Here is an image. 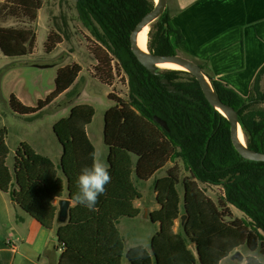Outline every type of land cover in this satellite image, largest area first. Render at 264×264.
Masks as SVG:
<instances>
[{
    "label": "trees",
    "instance_id": "1",
    "mask_svg": "<svg viewBox=\"0 0 264 264\" xmlns=\"http://www.w3.org/2000/svg\"><path fill=\"white\" fill-rule=\"evenodd\" d=\"M42 5V0H5L2 8L10 11L8 16H22L32 24ZM155 7L156 0H76L79 18L104 50V56L97 57L108 68L102 74L110 75L115 61L128 84V99L108 95L115 101L104 115L112 179L95 210L75 204L69 219L59 222L54 203L65 191L72 200L78 191V174L91 166L96 153L87 133L95 114L92 105L77 104L69 116L54 124L62 147L59 164L21 142L10 168L8 130L0 128V190L10 192L15 203L43 227L55 228L57 244L63 248L57 264H122L124 257L128 264H237L229 258L241 246L264 252V162L246 160L237 151L230 121L208 101L192 73L158 68L159 74H154L132 51V32ZM150 26L152 53H179L176 43L184 35L167 9ZM36 37L31 26H0V50L8 57L31 54ZM53 48L48 46L47 52ZM81 71L79 63L59 67L54 91L36 106L26 105L12 94L13 111L41 113L72 91ZM208 75L221 101L238 112L249 148L264 153V66L247 97ZM155 116L164 119L169 130ZM163 170L165 175L154 179L160 208L150 213V220L160 228L152 237L151 253L141 245L126 250L117 224L140 214L135 201L142 193L136 181H148ZM201 184L221 186L223 195L214 201ZM230 206L246 217H235ZM182 214L187 215L186 220L175 231ZM49 250L47 247L43 254L48 256Z\"/></svg>",
    "mask_w": 264,
    "mask_h": 264
},
{
    "label": "rangeland",
    "instance_id": "2",
    "mask_svg": "<svg viewBox=\"0 0 264 264\" xmlns=\"http://www.w3.org/2000/svg\"><path fill=\"white\" fill-rule=\"evenodd\" d=\"M4 2L5 0H0V26H31L37 34L31 54L8 57L0 50V128L6 127L8 130V165L13 167L15 150L21 142L28 143L57 163L55 153L60 143L53 126L61 118L69 116L73 106L81 103L94 107L95 114L87 131L96 148V156L102 158L107 153L104 143V115L106 110L115 105V101L108 95L112 93L115 97L128 99L126 74L119 69L115 61L111 62L112 73L102 74L103 70L108 68L99 64L97 57L104 56V50L99 48V44L79 18L76 0H42V8L32 24H28L22 16H8L10 11L2 8ZM55 41L60 42L55 44ZM48 46L54 47L52 52H47ZM72 63H79L82 71L69 94H62L36 115H20L13 111L10 105L12 94L24 104L36 106L40 99H45L54 91L59 67ZM163 175L165 170L159 172L155 178ZM154 179L136 181L138 189L144 195V203L156 202ZM201 188L214 201L224 192L221 186L216 185L201 184ZM178 189L182 197V187L178 185ZM230 208L235 217H246L236 207ZM181 223V219L176 221L177 230L180 229ZM150 227L151 231L156 228L152 222Z\"/></svg>",
    "mask_w": 264,
    "mask_h": 264
},
{
    "label": "crops",
    "instance_id": "3",
    "mask_svg": "<svg viewBox=\"0 0 264 264\" xmlns=\"http://www.w3.org/2000/svg\"><path fill=\"white\" fill-rule=\"evenodd\" d=\"M166 9L184 35L176 43L178 54L203 64L207 73L247 97L264 66V0H167ZM61 156L60 145L55 153L57 163L50 158L59 164ZM101 159L109 166L108 151ZM143 197L135 201L140 214L121 219L117 226L125 237L126 250L141 245L151 253L152 237L160 225L154 223L156 228L151 231L150 213L160 205L157 200L144 203ZM61 198L69 199L67 191ZM61 198L54 200L58 208ZM74 205L72 201L70 208ZM47 247L48 256L43 254ZM62 251L55 228L43 227L15 203L10 192L0 190V264H57ZM122 264H128L126 257Z\"/></svg>",
    "mask_w": 264,
    "mask_h": 264
},
{
    "label": "water",
    "instance_id": "4",
    "mask_svg": "<svg viewBox=\"0 0 264 264\" xmlns=\"http://www.w3.org/2000/svg\"><path fill=\"white\" fill-rule=\"evenodd\" d=\"M167 7V0H159L158 2L156 1V7L146 14L143 19L138 23L136 28L131 34V48L137 59L144 65L146 66L152 73L154 74H159L158 68H161L158 66L159 63L162 62H168V61H176L179 63H182L186 66H188L189 70L188 72L192 73L196 79L199 81L201 88L208 99V101L217 109L219 110L222 114H224L228 120L230 121L231 124V135H232V141L237 149V151L242 155L243 158L246 160H251V161H262L264 162V153L255 151L251 148H249L246 137H245V144L242 145L239 140H238V125H241L239 121V116L238 112L231 106L223 103L218 96L216 89L214 87L213 81L208 75V73L205 71V69L196 61L192 60L189 57L183 56L181 54H175V55H157L152 53L149 50V44L147 45L148 47V54H144L140 51L138 44H137V36L141 29L149 24L151 25L154 21H156L162 13L166 10ZM186 71V70H185ZM205 77H208L211 81L212 88H210L207 84V81ZM165 83H167V79L163 80ZM222 110L225 111L223 113ZM155 120L165 129L169 130V126L167 122L162 119L159 116H155ZM242 127V126H241ZM243 130V128H242ZM59 141V140H58ZM72 204L71 199L67 198H61L58 201V211H57V220L59 222H65L69 219V214H70V205ZM186 214L181 215V221L182 223L185 222ZM192 248H194V245H191Z\"/></svg>",
    "mask_w": 264,
    "mask_h": 264
},
{
    "label": "clouds",
    "instance_id": "5",
    "mask_svg": "<svg viewBox=\"0 0 264 264\" xmlns=\"http://www.w3.org/2000/svg\"><path fill=\"white\" fill-rule=\"evenodd\" d=\"M111 179L108 164L93 154L91 166L83 167L77 176L78 191L72 196L73 203L95 210L98 198L105 194L106 185ZM229 259L237 261V264H264V252L252 248H237Z\"/></svg>",
    "mask_w": 264,
    "mask_h": 264
},
{
    "label": "bare ground",
    "instance_id": "6",
    "mask_svg": "<svg viewBox=\"0 0 264 264\" xmlns=\"http://www.w3.org/2000/svg\"><path fill=\"white\" fill-rule=\"evenodd\" d=\"M156 1L158 2L159 0H156ZM149 29H150V25L149 24L145 25L141 29V31L139 32V34L137 36L138 47H139L140 51L144 54L149 53L148 47H147L148 37H149ZM158 66H160L161 68H168V69H178V70H186V71L189 70L188 66H186L182 63L176 62V61L162 62V63H159ZM205 79L207 81L208 86L210 88H212V84H211L210 79L208 77H205ZM221 111L223 113H225L224 110L221 109ZM238 140L242 145L245 144V137H244L241 125H238Z\"/></svg>",
    "mask_w": 264,
    "mask_h": 264
}]
</instances>
